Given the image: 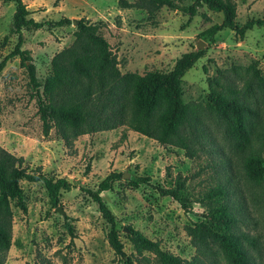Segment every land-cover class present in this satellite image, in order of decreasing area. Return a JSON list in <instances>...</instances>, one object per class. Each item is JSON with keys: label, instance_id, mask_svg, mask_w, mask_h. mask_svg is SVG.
<instances>
[{"label": "rangeland", "instance_id": "374dc122", "mask_svg": "<svg viewBox=\"0 0 264 264\" xmlns=\"http://www.w3.org/2000/svg\"><path fill=\"white\" fill-rule=\"evenodd\" d=\"M119 1L22 0L28 18L34 21L83 19L97 25L121 74L168 72L181 54L196 50L199 33L221 22L220 14L202 7L183 26L187 16L180 11L161 7L148 14L136 8L121 9ZM232 1L237 25L264 19V0ZM173 2L186 7L191 0ZM13 9L12 3L0 0V60L16 43V36L9 34ZM74 30V24L22 30L21 50L28 53L39 82L49 73L53 56L70 46ZM198 50L202 56L180 79L182 102L200 109L204 126L192 160L181 150L160 146L123 127L77 137L70 148L54 137L53 130L44 137L25 68L16 57L6 62L0 72V148L22 157L29 169L65 178L72 188L62 192L58 205L51 207L41 184L20 183L26 211L11 205L10 245L4 264H32L36 252L54 264H122L106 242L108 225L85 193L95 190L109 173H120L121 179L100 196L115 218L126 255L133 252L126 236L130 227L188 263L197 259L196 264H226L219 246L204 232L201 215L212 207L204 199L207 192L216 183H228L227 202L235 205L240 219L236 226L257 243L256 251L246 246L248 254L255 264H264V193L244 177L240 150L226 138L221 124L203 112L208 79L219 74L222 83L242 90L250 67L264 79L263 29L247 31L242 38L224 29ZM249 95L247 99L256 103L264 119V97ZM122 133L124 139H120ZM262 160L264 168V151ZM178 173L187 177L184 194L190 202L186 208L157 191ZM130 176L149 177L150 183L132 188L126 183ZM65 222L75 233L72 243Z\"/></svg>", "mask_w": 264, "mask_h": 264}, {"label": "trees", "instance_id": "16d2710c", "mask_svg": "<svg viewBox=\"0 0 264 264\" xmlns=\"http://www.w3.org/2000/svg\"><path fill=\"white\" fill-rule=\"evenodd\" d=\"M13 4L9 34L16 36L13 49L0 60V72L6 62L18 58L25 68L31 98L35 100L41 123V133L47 137L53 130L54 137L70 148L80 136L111 131L120 127L155 141L163 147L183 151L192 160L195 146L204 132L200 109L182 102L180 79L202 56V51L183 53L168 72H147L143 75L121 74L114 55L95 24L83 19L71 21L37 22L28 18L29 12L22 0H4ZM121 9L136 8L150 14L161 7L180 11L187 16L183 26L189 24L198 9L221 15V22L198 34L203 43H210L214 36L226 29L242 38L247 31L263 29L264 19H248L242 25L235 23V4L232 0H191L186 7H178L173 0H120ZM74 24L73 41L67 48L55 54L50 61L49 73L42 82L35 76V67L28 53L21 50L22 30L59 28ZM250 78L244 80L242 90L231 83L221 82L218 76L208 79V94L203 112L221 124L226 138L236 150H240V166L246 180L260 187L264 193V119L249 94L264 97V79L250 67ZM254 85V90L251 87ZM124 133L120 139H124ZM120 173H109L96 186L85 193L96 206L97 212L108 225L106 242L114 257L122 264H196L161 250L159 243L149 240L140 232L128 227L127 239L132 253L126 255L116 230L115 218L101 199L100 194L111 189V184L121 179ZM187 177L176 174L165 188L157 191L182 208L190 202L185 192ZM21 182L41 184L48 203L56 207L62 192L72 188L65 178L48 177L39 168L29 169L22 157H15L0 148V264H4L10 245L11 205L25 213V197ZM128 186L137 188L148 185L149 177L130 176ZM228 183H216L204 199L212 207L201 217V226L221 249L226 264H255L246 246L256 251L255 238L237 228L235 205L227 202ZM69 242L76 238L72 227L64 223ZM146 255H150L149 258ZM32 264H54L49 258L36 252Z\"/></svg>", "mask_w": 264, "mask_h": 264}, {"label": "water", "instance_id": "95a60500", "mask_svg": "<svg viewBox=\"0 0 264 264\" xmlns=\"http://www.w3.org/2000/svg\"><path fill=\"white\" fill-rule=\"evenodd\" d=\"M203 46H204V43L202 41H198L195 45V49L196 50L201 49Z\"/></svg>", "mask_w": 264, "mask_h": 264}]
</instances>
